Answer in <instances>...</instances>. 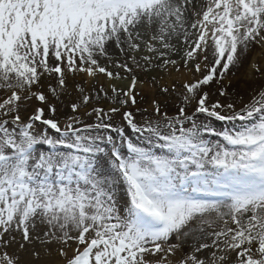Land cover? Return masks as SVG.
Instances as JSON below:
<instances>
[{"label": "snow or ice", "instance_id": "snow-or-ice-1", "mask_svg": "<svg viewBox=\"0 0 264 264\" xmlns=\"http://www.w3.org/2000/svg\"><path fill=\"white\" fill-rule=\"evenodd\" d=\"M0 264H264V0H0Z\"/></svg>", "mask_w": 264, "mask_h": 264}, {"label": "bare ground", "instance_id": "bare-ground-1", "mask_svg": "<svg viewBox=\"0 0 264 264\" xmlns=\"http://www.w3.org/2000/svg\"><path fill=\"white\" fill-rule=\"evenodd\" d=\"M113 59H116L117 58V53L116 52H113ZM153 75H160V73H158V72H154V73H152ZM142 75V78H143V74H141ZM190 75V74H189ZM244 75V72L241 70V69H239L237 72H236V75L235 76H233L231 79H232V82H233V84L234 85H236L237 87H239L242 91L246 88V86L247 85H249V84H256L257 85V83H258V81L259 80H253V81H248V79H246V82H248V84H244V85H240V80L239 79H241V77ZM186 77L185 76H176V75H173L172 77H168V76H165V80L167 81V83L168 84H171V82H172V80H178V81H182V80H184ZM243 78H244V76H243ZM142 91H144V92H147V95H146V97H145V100H143V101H141L140 102V106L141 107H148L149 108V110H151L150 109V104H151V99H152V97L154 96V95H158V90H156V92L155 93H153V92H151L150 90H148V89H142ZM146 98H148V101H149V104H144V102L146 101L147 102V99ZM139 99V98H138ZM25 259H27V256H25ZM51 259L53 260V261H56V260H58V257H56L55 256V254H53V256L51 257Z\"/></svg>", "mask_w": 264, "mask_h": 264}, {"label": "rangeland", "instance_id": "rangeland-1", "mask_svg": "<svg viewBox=\"0 0 264 264\" xmlns=\"http://www.w3.org/2000/svg\"><path fill=\"white\" fill-rule=\"evenodd\" d=\"M253 55H257V54H253ZM257 59H259V56L257 55ZM241 70L244 72V78H243V76L241 77V79H239L241 82H240V85L242 86V85H244V84H248V82H246V79H248V81H253L251 78H250V76H249V74H248V71H247V67L245 66L244 68H241ZM232 78V77H231ZM162 83H165V84H168L167 83V81L164 79L163 81H162ZM260 83V81H258V83H257V85ZM254 85H256V84H254ZM248 86V85H247ZM246 86V87H247ZM151 92H153V93H155L156 91H151ZM147 99V102L145 101L144 102V104H149V101H148V98H146Z\"/></svg>", "mask_w": 264, "mask_h": 264}]
</instances>
